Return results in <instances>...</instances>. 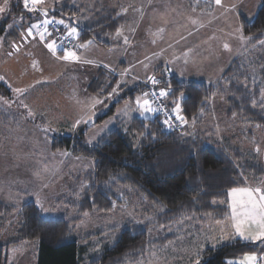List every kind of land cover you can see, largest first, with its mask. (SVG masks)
Segmentation results:
<instances>
[{"label": "trees", "instance_id": "1", "mask_svg": "<svg viewBox=\"0 0 264 264\" xmlns=\"http://www.w3.org/2000/svg\"><path fill=\"white\" fill-rule=\"evenodd\" d=\"M185 1L191 7L199 6L196 0ZM126 4L128 2L124 3V8ZM123 7L93 10L86 2L62 0L51 10L32 11L20 0L14 4L11 17L0 20V39L16 15L39 17L37 22L42 24V12L46 11V18L57 23L63 21L58 23L63 31L76 29L77 34L71 35L74 50L89 41L90 45L102 50H114L121 44L116 41L118 34L132 26L133 19L121 13ZM240 24L251 45L263 43L264 0L260 1L254 20L242 18ZM47 33L56 37L59 50L56 52L65 54L57 35L52 31ZM94 72L89 86L97 83L99 89L104 85L111 93L117 84L116 76L104 72L103 68ZM155 73L162 78L158 89L164 94L168 109L176 113L175 107H180L181 130L166 129L162 118L152 112L153 117L149 119L135 116L128 123L118 121L120 127L95 145L86 143V127L73 135L54 136V150L71 151L74 156L94 163L92 171L76 178L74 193L78 190V195L75 199L63 197L66 209L76 212V219L46 218L35 203L23 205L16 237L0 244V264H7L10 247L23 242L37 243V264H137L153 250L161 252L180 239L183 223L227 220L231 215L229 192L264 177V165L251 152L202 131L213 113L211 100L214 96L226 101L228 118L236 117L251 129H264L261 87L253 86L244 60H234L223 76L210 84L182 82L169 75L168 70L161 72L159 69ZM148 82L137 83L121 95L108 112L96 119L97 124L116 117L118 109L127 102L133 106L138 95L147 94ZM12 96V89L0 81V98L11 99ZM133 200L152 208L151 220L145 224L129 221L121 226L107 225V229L91 235H78L72 227L86 214H115ZM16 209L0 202V226ZM248 254L264 260V240L234 239L216 248H207L198 258L200 264H232V260Z\"/></svg>", "mask_w": 264, "mask_h": 264}, {"label": "rangeland", "instance_id": "2", "mask_svg": "<svg viewBox=\"0 0 264 264\" xmlns=\"http://www.w3.org/2000/svg\"><path fill=\"white\" fill-rule=\"evenodd\" d=\"M60 1L62 0H44L42 4L36 6L39 9L44 7L51 10ZM143 1L142 4H145L149 0ZM154 1L156 2L152 4V8L155 15L150 30L153 32L155 43L150 44L145 53L153 55L148 60L149 64L141 63V66H136L131 63L135 76L140 77L145 73L149 78L139 79L138 82L135 79L123 78L125 83L119 82L126 86V89L123 88V94L116 91L117 89L110 93L104 85L97 89V83L88 87L89 76L94 74L99 66L78 56L77 59H63L65 54L56 52L59 51L56 45L53 54L47 47L56 38L51 33L40 35L38 41H43V44L36 42L35 47H38V51L29 56L28 60L25 58L27 62L23 65L24 69L30 66L33 71H29V76L25 75L18 82L19 85H23L25 80L29 85V91L16 90L11 99L0 98V202L17 208L0 226V244L16 237L21 207L31 202L39 206L46 218L65 217L69 221L76 219V212L66 209L68 206L63 197L75 199L78 195V190L74 193L76 178L92 171L94 163L90 159L74 156L71 151L54 150L52 148L54 136L73 135L78 129L86 127L85 141L89 145H95L110 132L117 130L120 127L118 122L120 120L128 123L135 116H141L143 119L153 117L152 111H145L141 107L144 100H147V94L143 93L135 98L133 106L127 102L118 109L116 117L107 118L91 128L87 127L91 121L97 119L96 115L108 112L121 95L123 96L137 83L147 82L156 77L157 70L161 69V72L168 70L169 75L182 82L198 81L210 84L218 81L234 60H244L250 70L253 86L261 87L260 95L264 104V42L260 45H251L250 40L243 35L240 24L242 18L250 22L254 20L261 0H221L219 5L216 0H196L199 6L188 5V8L189 11L198 14L206 13L198 22L206 26L202 35L195 33L190 26L183 27V30L176 28L180 21L177 3L171 0ZM202 2L205 5H200ZM46 16L44 15L43 19ZM167 25H171L172 28L166 29ZM146 27L147 25H143L139 32ZM38 29L40 30V27ZM82 45L87 49L90 43ZM82 45H78L79 51ZM93 47L98 49L96 51L101 55L103 53L110 55L109 66L118 69L116 65L123 52L117 50L109 52ZM77 48L72 52L75 55L79 53ZM174 61L178 66H175L173 73L172 66L168 64ZM160 65L164 67H159ZM70 66H75V69ZM72 69L76 72H71ZM91 70L93 72H90ZM107 70L103 67L104 72H109ZM109 74L116 76L114 71ZM73 77L76 85L71 89ZM39 80H43L44 84L37 88V91L32 90L31 87ZM6 84L15 87L16 82ZM86 88L89 90L88 95L84 93ZM148 106L150 107L149 103ZM211 106L213 113L205 122L202 131L219 140H228L243 151L251 152L264 165V129H251V126L241 123L236 117L228 118L226 101L221 97L214 96ZM175 112L179 117L182 116L179 105L175 107ZM88 117L91 119L88 120ZM84 120L88 122L84 123ZM77 121L80 123L77 124ZM246 187L264 189V177ZM230 204L229 196V207ZM153 214L151 207L133 200L121 206L115 214H86L81 222L73 224L72 227L78 235L79 233L91 235L107 229V225L121 226L129 221L145 224L152 219ZM183 227L180 239L171 242L161 252L153 250L137 264H196L197 261L200 264L198 256L207 248H216L234 239L244 242L261 241L244 239L237 235L232 227L231 215L223 222L190 221L183 223ZM255 232L256 229L253 228L246 232V235H253ZM7 251V264H37L36 242H23L10 247ZM246 256L251 255H244L231 262L244 264ZM258 263L264 264V260L257 258L256 264Z\"/></svg>", "mask_w": 264, "mask_h": 264}, {"label": "crops", "instance_id": "3", "mask_svg": "<svg viewBox=\"0 0 264 264\" xmlns=\"http://www.w3.org/2000/svg\"><path fill=\"white\" fill-rule=\"evenodd\" d=\"M18 1L20 0H7V8L5 9L4 12L0 13V20H2L3 18L11 17L12 15L11 13H14V9H13L14 4H16V2ZM76 1H79V3L86 2L93 10L103 9V8L118 9L123 7L125 2H128V4H126L127 8L123 7L121 13L125 17L134 20L131 23L132 26L130 25L125 27L118 34L116 38V41L120 42L121 44L114 50L123 52L122 58L117 63L118 65H116L118 69H113L111 66H109L108 63L111 62L110 55H105L104 53L103 55H101L96 51L98 49H95V47H93L92 45H88L87 49L81 47L80 51L79 49H77L79 53L76 56H78V58H84L86 62L88 61L94 63L96 66H99V68L106 67L109 73L111 71L116 72L117 84L115 86L116 88L114 89H117L116 91H121V93L123 92V90H121L120 87L123 85L119 84V82L125 83L124 82L125 79L123 80V78L125 77L132 78L135 80L148 79L149 76H147L148 77L147 78L145 73L144 74L142 73L143 75H141L140 77L135 76L134 74L135 70L131 66V63L136 66H141V63H148V60L150 59L151 55H153L152 53H149L150 54L149 56L145 53L150 48V44L155 43V39L152 36L153 32H151L150 28L152 26V19L155 15V12L152 8V4H155L156 1L151 0V2H149L150 1L149 0L145 4H142L143 0H76ZM171 1H174L179 6L180 21L178 23L179 26H177L176 28H181L183 30V27L190 26L191 29L195 30L194 31L195 33L198 32L200 35H202L203 30L204 28H206V26L205 25L203 26L198 22L200 21V18L205 17L204 15L206 13L203 12L198 14L197 12L195 13V11L194 12L189 11L188 4L184 0H176V1L171 0ZM4 3L5 0H0V7H3ZM43 9L46 8L43 7ZM16 16H17L16 18H12L10 24L5 28L4 35L0 39V42H2V46H0V77H3V79H0V81L3 82L4 84L9 82H13V83L16 82L15 87L8 86L9 84L8 85L6 84L9 88L12 89L13 92L16 90L21 91L27 89L29 91L30 89L29 85L25 83V80L23 81V85H19L18 81H21L25 75H28L29 71H33V69L30 66L24 69L23 65H26L27 62L25 58H27L28 60L29 56H32L33 53H36V51H38V47H35V44H37L36 42H41L38 41L40 38L39 29H38V27L40 26L39 24L40 22H37L39 20V17H35L33 15L21 14L20 16L18 15ZM143 25H147V27L141 32H139V29L142 28ZM165 28L170 29L172 27L171 25H167ZM192 33L193 31L190 32V34ZM53 42L55 41H52V43ZM41 43L43 44V41ZM54 45H56V42ZM20 51L23 53L20 54L21 53ZM96 59H98L100 62H96L97 61ZM168 66L170 67L172 66L173 68L172 71L174 73L175 71L174 68L175 66L178 65L174 61L171 62V64H168ZM70 67L74 68L75 66H70ZM159 67H164V66L160 65ZM67 68L70 69L69 67ZM141 71L142 70H140L139 73H141ZM36 72H38V70H36ZM71 72L75 73L76 71L72 69ZM90 72L93 71L91 70ZM73 73L70 74V76L73 75ZM93 75L94 74L92 73V75L89 76V82H91ZM72 82L73 83L71 85V89L76 85V80L74 77L72 79ZM43 84H44L43 80L42 81L39 80L31 88L32 90L37 91V88H40V86ZM88 84L90 83H87V85ZM84 93L88 95L89 90H87L86 88V90H84ZM102 113L104 112L99 113L95 117L98 118Z\"/></svg>", "mask_w": 264, "mask_h": 264}, {"label": "snow or ice", "instance_id": "4", "mask_svg": "<svg viewBox=\"0 0 264 264\" xmlns=\"http://www.w3.org/2000/svg\"><path fill=\"white\" fill-rule=\"evenodd\" d=\"M44 0H25V6L27 7L29 3L32 4V8L30 10L35 11L36 5L42 4ZM216 3L219 5L221 0H216ZM7 8V0H5L4 6L0 7V13L4 12ZM58 23H63V21H58ZM46 30V29H45ZM76 33V29H72L70 35H74ZM31 34V33H30ZM43 36V34H41ZM89 43H91L89 41ZM55 42L48 44L47 47L50 51L55 54ZM84 45H82L83 47ZM227 47V45H225ZM63 59H77L75 53L66 52ZM3 79V77H0ZM156 81L153 80V83ZM102 103V101H98ZM139 103V100L137 101ZM141 107L145 111H153L148 106V101L144 100ZM31 114V113H30ZM178 119H182L181 117H177ZM91 117H88L90 120ZM88 120H84V123H87ZM77 124L80 121L76 122ZM167 123V121H165ZM76 125H74L75 127ZM231 197V220L232 227L235 230V233L244 239H252V240H264V189L259 187L257 188H234L229 193ZM255 228L256 232L253 235H246V232H250L251 229ZM256 256H246L244 264H256ZM199 264V261L196 262Z\"/></svg>", "mask_w": 264, "mask_h": 264}, {"label": "built area", "instance_id": "5", "mask_svg": "<svg viewBox=\"0 0 264 264\" xmlns=\"http://www.w3.org/2000/svg\"><path fill=\"white\" fill-rule=\"evenodd\" d=\"M23 1L25 4V0ZM32 7V4L29 3L26 8L31 9ZM35 8L37 11H39L37 6H35ZM39 27V35L52 31L57 35L60 46L66 52L74 51V38L68 32L63 31L60 24L53 20H49L48 18H44L42 24H40ZM153 80L156 82L153 83ZM161 82L162 78L154 77L147 83V101L150 105V108L153 109L152 112L162 118L166 129L171 131H180L182 125L177 118L178 115L168 109L165 103L164 94L158 89V85ZM165 121H167V123H165Z\"/></svg>", "mask_w": 264, "mask_h": 264}, {"label": "water", "instance_id": "6", "mask_svg": "<svg viewBox=\"0 0 264 264\" xmlns=\"http://www.w3.org/2000/svg\"><path fill=\"white\" fill-rule=\"evenodd\" d=\"M44 15H47V12L46 11H43L42 12ZM97 123V120H93L91 121L89 124H88V128H91L92 126H94L95 124Z\"/></svg>", "mask_w": 264, "mask_h": 264}]
</instances>
